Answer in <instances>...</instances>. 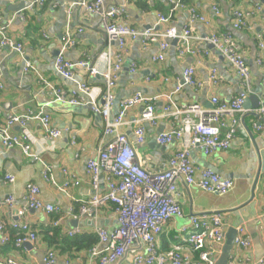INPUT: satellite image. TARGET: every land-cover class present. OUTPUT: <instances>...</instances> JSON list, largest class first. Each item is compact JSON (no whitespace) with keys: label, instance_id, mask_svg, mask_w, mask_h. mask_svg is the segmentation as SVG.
<instances>
[{"label":"crops","instance_id":"obj_1","mask_svg":"<svg viewBox=\"0 0 264 264\" xmlns=\"http://www.w3.org/2000/svg\"><path fill=\"white\" fill-rule=\"evenodd\" d=\"M81 0H44L41 6L34 9H23L21 0H0V24L8 23V34L14 40L22 43L23 54L20 56L14 49L0 45V123L12 112L26 110L47 111L52 126L60 131V135L50 140L40 123L36 120L28 122L25 128L13 125L14 134H27L33 151H40L41 162L49 164L56 181L62 182L65 175L62 170L73 174L78 182L69 185L68 193L74 197L64 195L45 181L42 176L43 165L40 161H30L19 148L8 149L0 142V222L9 236L5 243L0 242V257L10 258L15 264H43V256L47 249L55 253L54 264H89L90 260L84 251H62L59 239L70 229H79L81 233L92 232L96 226L112 229L117 225L116 215L109 204L98 211L95 219L63 216L59 222V236H51L46 231L56 228L51 225L58 214H47L39 209H26L23 215L18 210L25 207L26 185L35 184L39 188V197L46 203L61 208L62 212L78 209V199L88 198L94 194L88 176L86 175V161L93 158L102 142L103 120L91 111L89 106L69 105L59 102H50L51 98L37 81L32 72L23 70V63L29 60L37 71L46 79L54 82L66 90H76L79 81L84 79L93 87L100 101V90L103 88L101 75L91 77L85 70H76L73 80L62 78L55 72L53 63L57 55L61 36L65 30L72 32L75 45L65 51V57L72 61L86 60L90 66L102 70L104 68L103 53L110 45L116 50V44H109L102 29V19L97 13H91L86 7L79 4ZM259 1L262 9L255 12L250 19L251 29H232V11L251 9ZM216 4L220 14L215 15L211 5ZM194 6L205 14L210 24L197 23L194 25V41L197 54L180 56L177 44L170 43L164 61H153L152 56L158 52L156 42L141 45L140 39L126 40L123 67L113 89L115 102L140 91L148 97H156L155 109L161 110L164 103L162 94L173 90L180 84L183 69L194 67L195 77L203 83L197 90L183 86L176 94L175 99L181 103H199L204 107L210 106V98L215 95L219 99L228 101L237 92L239 82L228 63L213 47H210L204 38L213 31L230 30L234 39L241 46L243 56L250 67L252 75V92L247 109H255L263 91L261 78L263 69L258 67L254 59L257 55L256 34L264 37V0H191L185 6ZM111 6L125 8L124 21L138 30L154 28L163 31L173 25L178 30L186 22L187 9L176 8L171 13L169 23H159L157 13H169L170 5L166 0H106L103 10ZM169 11V12H168ZM79 29L82 31L79 32ZM45 33V36H44ZM204 50L208 53L204 54ZM135 70L131 72V64ZM214 68L219 76V83L212 84L208 80L209 71ZM79 95L83 98L82 93ZM247 97V98H248ZM116 104V103H115ZM258 106V105H257ZM141 105L132 107L127 115L131 120L139 115ZM116 111V105L113 112ZM253 111H247L241 117L236 137L227 149L218 150L210 155H204L199 149L192 150V160L197 167L211 168L222 177L230 178L233 186L225 194L205 192L194 186L179 183L177 198L181 204L182 217L171 220L164 227L156 239L157 249L166 251L174 244H182L184 251L192 260L198 259V253L186 247L179 227L187 223L191 214L221 212L229 228L242 225L249 236L248 249H239L233 245L229 258L251 264L264 258V131L256 130L253 123L260 118ZM170 121L159 119L156 126L147 125L145 141L135 146L137 160L147 168H158L179 147L177 141L167 145L155 142L158 132L167 130ZM133 140L132 125L127 124L122 129ZM76 141L79 146L72 145ZM106 140V139H105ZM77 153V156H76ZM6 175H12L13 181L6 180ZM105 172L101 173V185L98 193L105 192ZM256 184L253 187V183ZM13 197L12 205L3 201ZM75 212V211H74ZM14 222L28 223L37 233L35 241L27 240L16 246L12 224ZM226 234V233H225ZM49 237L53 239L49 245ZM222 248V247H221ZM220 252L215 256V264L219 260ZM229 258L227 262L229 261ZM114 264H132L130 258L122 257Z\"/></svg>","mask_w":264,"mask_h":264},{"label":"built area","instance_id":"obj_2","mask_svg":"<svg viewBox=\"0 0 264 264\" xmlns=\"http://www.w3.org/2000/svg\"><path fill=\"white\" fill-rule=\"evenodd\" d=\"M21 1L24 3L23 9L25 10L34 9L44 3V0ZM105 1L81 0L79 2L91 13L101 16L102 29L108 43L116 44L115 51L109 45L103 53L104 68L100 70L90 66L84 59L72 61L65 57V51L75 45V39L69 30L62 33L60 48L53 63L55 72L67 80H73L75 71L78 69L85 70L91 77L100 74L103 79V88L99 91L100 101L95 94V89L85 79L79 81L76 90H66L41 75L29 60L23 63L25 72L36 74L37 81L50 96V102L87 105L93 113L102 118V142L95 156L86 161V175L95 192L88 198L78 199L79 206L76 212L72 207L62 212L60 207L44 202L39 197V188L35 184L28 183L24 196L25 207L20 208L17 214L23 215L29 208L39 209L47 214H58L59 216L51 222V225L57 227L63 216L72 217L75 220L83 217L95 219L99 209L111 204L117 225L112 229L100 226L94 228L92 232H95L99 239L97 243L84 251L90 260L89 264H114L122 257L130 258L132 264H215V256L225 243L226 224L221 212L191 214L187 218V223L179 227L186 247L198 253L196 260L191 259L184 251L182 244H174L166 251L158 250L156 239L167 223L183 215L177 198L179 183L217 194H225L232 188L233 181L230 178L222 177L211 168L197 167L192 160V150L197 148L204 155H210L218 150L227 149L236 137L242 115L247 111H253L260 118L253 123V127L264 131V75L261 78L263 91L258 106L249 110L244 103L252 92L253 81L241 46L230 30L213 31L204 38V41L209 42L223 56L239 82V88L230 100L224 101L213 95L210 98L209 107L193 102L179 103L175 99V94L183 86L197 90L203 85L195 77L194 67L187 66L183 69L180 84H176L173 90L161 95L164 99L161 110L156 111L155 109L156 97H148L140 91L115 102L113 89L123 67L128 38L140 39L143 47L148 43L156 42L158 52L152 56L153 61H164L166 51L173 40L179 43L177 52L180 56L195 55L197 50L194 47V41L197 38L194 35V25L199 22L209 25L210 20L194 6L186 7L181 0H166L170 5V12L168 14L158 12L157 21L167 24L174 9L186 8L187 18L182 29L178 30L170 25L163 31L154 28L138 30L124 21V7L111 6L104 11L102 7ZM261 9L262 4L259 1L251 9H233L232 29L250 30L252 28L249 23L251 17ZM211 10L215 15L220 14V9L216 4L211 5ZM8 25V23L0 24V45L14 49L21 56L23 45L9 36ZM81 31L79 29V32ZM256 39L257 55L254 62L263 69L264 73V37L259 33L256 34ZM206 53L208 52L204 50V54ZM135 68V64L132 63L129 70L133 72ZM208 80L214 85L219 83L216 69L212 68L209 71ZM2 88L3 85L0 83V91ZM79 93H82L85 98ZM115 105L116 111L113 112ZM136 105L142 106L141 112L137 117L127 120L128 111ZM159 119L170 121V127L158 132L155 135V142L159 145H167L177 141L179 147L168 156L161 167L147 168L137 160L135 146L144 143L146 126H156ZM33 120L40 123L50 140L60 135V131L52 126L47 111L43 109L26 110L9 113L0 123V142L8 149L19 148L30 161L41 162V152L33 151L28 135L11 132L13 125L25 128L28 122ZM127 124L132 125L134 137L132 141L122 130ZM71 144L77 145L74 140ZM78 150L77 145V152ZM41 163L43 165L42 178L56 190L74 200V197L68 193V189L69 185L78 183L74 179L75 176L63 169L65 179L58 182L52 174L51 166L45 162ZM102 172L106 173L105 192L98 193ZM6 180L13 181V176L6 175ZM3 202L11 206L13 197L8 196ZM12 227L18 230L14 238L16 246L27 240L37 239L36 231L26 222H14ZM235 230L234 246L239 249H248L250 240L245 228L239 225ZM80 233L77 228L65 231L68 236ZM7 240L6 227L0 222V242L5 243ZM54 258L55 253L47 249L43 256V264H54ZM257 262L264 264V258ZM0 264L15 263L10 258L0 257ZM65 264H70V261L66 260ZM227 264H251V262H241L231 257Z\"/></svg>","mask_w":264,"mask_h":264},{"label":"trees","instance_id":"obj_3","mask_svg":"<svg viewBox=\"0 0 264 264\" xmlns=\"http://www.w3.org/2000/svg\"><path fill=\"white\" fill-rule=\"evenodd\" d=\"M184 5L190 3L191 0H181ZM191 6V5H189ZM170 11V8H169ZM168 11V12H169ZM168 14V13H167ZM76 207L74 211L76 212ZM78 210V209H77ZM14 229V228H13ZM14 235L10 236L11 238H15L18 234V230L14 229ZM48 234H52L51 236H59V230L58 227L56 228H50L46 231ZM8 235V234H7ZM20 235V234H19ZM9 238V236H8ZM98 235L95 232H88V233H80L74 236H68L66 234L60 236L59 242L63 247H61V250L70 252V250H74L75 252L85 251L88 248H90L92 245L97 243L98 241ZM53 239L49 237V245H52Z\"/></svg>","mask_w":264,"mask_h":264},{"label":"water","instance_id":"obj_4","mask_svg":"<svg viewBox=\"0 0 264 264\" xmlns=\"http://www.w3.org/2000/svg\"><path fill=\"white\" fill-rule=\"evenodd\" d=\"M22 6H23V2H22ZM172 43L177 44L176 40H173ZM208 44L210 47H213L209 42H208ZM250 99L253 100V97H248L245 99V103H244L245 107L248 105ZM254 101H257L256 106H254V108H255L258 105V98L254 97ZM251 113L254 114L253 112H251ZM255 184H256V180L253 183V187L255 186ZM235 235H236V230L234 228H229L227 230V232L225 234V243L223 244V246L221 248L219 260L216 264H227V260L230 256V253H231L233 245H234Z\"/></svg>","mask_w":264,"mask_h":264}]
</instances>
